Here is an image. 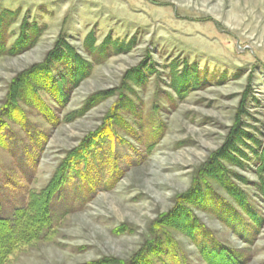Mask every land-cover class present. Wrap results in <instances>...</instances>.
<instances>
[{
    "label": "rangeland",
    "instance_id": "rangeland-1",
    "mask_svg": "<svg viewBox=\"0 0 264 264\" xmlns=\"http://www.w3.org/2000/svg\"><path fill=\"white\" fill-rule=\"evenodd\" d=\"M3 12L15 14L6 48L29 29L37 34L23 51L0 57V217L44 189L67 153L105 123L135 159L114 181L118 155L100 140L91 167L100 192L88 200L81 186L63 185L49 238L17 251L7 264L126 263L151 243L154 221L190 189L232 131L264 144V0H0ZM90 35L92 43L86 42ZM107 38L128 50L108 44L98 56ZM59 39L87 72L68 86L64 104L34 92L49 122L34 102L11 94ZM59 65L48 66L54 80ZM179 81L187 83L178 93ZM239 149L247 158L239 167L224 163L227 183L264 220V173ZM210 188L231 202L221 187ZM188 212L225 247L242 252L244 264H264V221L253 233L248 229L245 243L212 210L188 206ZM171 232L176 257L163 264H206L188 239Z\"/></svg>",
    "mask_w": 264,
    "mask_h": 264
},
{
    "label": "trees",
    "instance_id": "trees-1",
    "mask_svg": "<svg viewBox=\"0 0 264 264\" xmlns=\"http://www.w3.org/2000/svg\"><path fill=\"white\" fill-rule=\"evenodd\" d=\"M15 14L3 12L0 14V57L4 55L14 54L15 50L27 48L31 38L30 35L37 34V30L29 29L30 33L27 36H19L13 43L12 48H6V33L8 27L14 23ZM21 29H27L22 24ZM23 34V32H22ZM28 35L30 37H28ZM29 38V39H27ZM92 36L87 38L86 42L92 43ZM61 42L54 44V48L50 50L42 64L32 67L25 73L26 77L21 80L20 92L19 88L11 97L16 100L18 96L22 100H30L33 104L45 114L44 118H49L47 108L39 102L38 96L35 93L44 92L53 99L56 104H64L69 97L68 86H75L86 74V66L81 58L76 55L63 39ZM107 44L101 45L96 51L98 56L105 55V50L108 44L118 51L128 50V46L123 47V44L117 45L116 42H111L106 39ZM90 43V46H91ZM54 63H58L59 69L57 80L49 74V67ZM30 74V75H29ZM33 74V75H32ZM28 75L30 77H28ZM36 78H39V83L35 84ZM177 83V82H176ZM187 83V82H185ZM184 82H178L175 90L179 93L186 86ZM34 86V87H33ZM25 87L24 89H21ZM31 90V93L27 91ZM35 92V93H34ZM25 93V94H24ZM24 94L23 96H21ZM101 94V93H100ZM109 97V92L102 93ZM103 95V96H104ZM19 97V98H20ZM17 99L19 102L22 100ZM93 97L86 102L90 104ZM27 101V102H28ZM29 101V102H30ZM96 101V99H95ZM26 102V103H27ZM28 104V103H27ZM35 107V108H36ZM19 116V115H18ZM21 119V118H19ZM49 122L51 121L50 119ZM25 121V119H24ZM24 123V122H23ZM105 123V128L100 133H94L87 138L81 146L71 150L65 158L57 166L53 176L47 186L38 193H31L21 207L15 208L10 217H0V264H7L10 257L22 248L33 245L34 243L47 240L51 235L52 228L55 225L53 214V203L56 200V193L68 182L75 183L83 190L85 199L92 200L94 196L100 192L95 185L92 167V157L101 148L99 141L107 140L112 153L120 158L126 156L127 161L118 164L110 171L111 178L117 176L120 172H125L130 166L135 164V159L132 152L121 146L123 142L116 143V137L111 125ZM230 140V141H229ZM238 146V147H237ZM240 147L245 149L248 154H251L252 159H256L259 164L260 172L264 173V144H260L252 135H248L240 130L232 131L230 139L224 144L223 150H218L212 158L199 170V177L193 182L190 189L183 195L177 198L176 205L166 214L161 215L154 221L155 234L151 243L143 245L126 263L123 264H163L168 257H176L175 253L170 251V246L173 245L174 237L171 231L188 239L195 247L202 260L206 264H244L246 259L243 253L237 250H232L221 244L214 235L210 234L205 226L192 214L188 212V206L197 210L201 208L205 211L212 210L218 218L225 224L226 227L236 234L237 238L247 243L249 231L253 233L257 230L264 221L261 216L253 209L246 200L243 199L234 186L227 183L225 169L223 165L237 166L240 161L246 160L245 153L240 151ZM223 148V147H222ZM122 155V157H121ZM243 159V160H242ZM125 167H123V166ZM93 169V168H92ZM115 177L114 181L118 180ZM218 185L230 197L231 202L220 200L215 194H211V186ZM201 189V190H200ZM85 191V193H84ZM205 194H202L201 192ZM219 204H212L213 200ZM249 229V231H248ZM248 236H246V235ZM175 242V241H174ZM162 247H165L164 249ZM162 248V249H161ZM176 250V249H175Z\"/></svg>",
    "mask_w": 264,
    "mask_h": 264
}]
</instances>
